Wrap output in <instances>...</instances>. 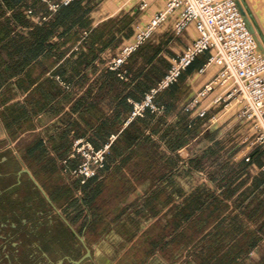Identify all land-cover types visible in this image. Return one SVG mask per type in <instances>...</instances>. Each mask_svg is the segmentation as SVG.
I'll return each mask as SVG.
<instances>
[{
    "label": "crops",
    "instance_id": "obj_1",
    "mask_svg": "<svg viewBox=\"0 0 264 264\" xmlns=\"http://www.w3.org/2000/svg\"><path fill=\"white\" fill-rule=\"evenodd\" d=\"M102 1L78 0L52 12L39 0H0V264L79 259L85 250L62 217L90 248L81 264H176L181 258L180 264H221L224 257H231L227 264H257L264 256V149L245 161L249 144L245 150L236 144L213 158L214 143L224 144L222 132L240 121L236 112L221 121L216 116L227 104L192 121L181 112L216 73L214 65L203 67L206 54L154 96L162 111L130 117L132 104L196 37L194 27L175 35L177 14L170 15L119 70H109L108 58L164 0H131L96 16ZM28 9L33 18L25 16ZM39 15L45 20L36 21ZM77 137L95 148L108 144L109 153L86 183L67 184L59 162ZM9 142L16 153L5 148ZM78 162L70 158L65 165ZM108 178L121 182L118 202L101 184ZM91 225H101L97 236L87 234ZM191 225L192 241L166 258L163 249ZM62 231L72 233L74 253L53 249L52 241L66 238Z\"/></svg>",
    "mask_w": 264,
    "mask_h": 264
},
{
    "label": "built area",
    "instance_id": "obj_2",
    "mask_svg": "<svg viewBox=\"0 0 264 264\" xmlns=\"http://www.w3.org/2000/svg\"><path fill=\"white\" fill-rule=\"evenodd\" d=\"M39 1L45 3L49 11L55 12L60 6L74 0ZM145 6L146 3L142 1L138 9L143 10ZM174 13L177 14L173 26L174 34L180 35L192 25L196 37L171 60L162 77L145 93L143 100L132 104L130 117L142 116L146 109L152 112L162 111V108L153 103L154 96L176 83L198 56L206 54L203 67L214 65L216 73L183 105L181 112L192 121L205 117L214 105L225 106L230 100L238 98L240 107L236 111V117L248 122L252 130L249 153L244 157L245 161H249L250 153L255 148L264 149V58L257 50V44L247 29L235 0H164L163 6L147 23L133 30L128 43L108 58L107 69L119 70L131 53L152 35L156 27ZM25 16L33 18L32 10H26ZM35 20L43 21L45 16H36ZM216 89L218 93L209 105H205L208 95ZM39 130L40 128L35 129ZM41 139L44 144L47 143L46 137ZM5 148H11L16 153L11 142ZM108 152V144L95 148L83 137L73 138L66 158L59 162L65 183L78 180L80 184H84L104 167ZM70 158H79L75 168L69 169L65 165ZM196 173L203 176V171ZM80 194L78 191V195Z\"/></svg>",
    "mask_w": 264,
    "mask_h": 264
},
{
    "label": "rangeland",
    "instance_id": "obj_3",
    "mask_svg": "<svg viewBox=\"0 0 264 264\" xmlns=\"http://www.w3.org/2000/svg\"><path fill=\"white\" fill-rule=\"evenodd\" d=\"M100 1L102 0H96L95 5H97ZM122 1L119 2V5L116 7L117 9L120 8V4L122 3ZM242 2L245 5L247 11L249 12L255 24V27L257 29L258 35L264 44V0H242ZM231 102L232 101L230 100V102L223 109V111L220 112L216 116V119H218V121H221L223 120V118H226L230 114L232 115L234 112H236L238 108L237 104L233 106ZM227 123H230V120ZM231 128L233 129L232 130L229 129L228 131L222 132L223 138H224V141H223L224 144L214 143L215 147L213 148V153H212L213 158H217V159L220 158V153L222 154L227 153L228 150L236 146V144L239 146V148H237L238 150H241V149L245 150L248 144L250 146L251 139H252V136L250 134L252 130L248 122L244 120H240L237 123H235V125H233V127ZM216 135L218 136L217 131L216 132L214 131L213 133L210 134L212 139L216 137ZM181 261H182V258L178 260L176 264H180Z\"/></svg>",
    "mask_w": 264,
    "mask_h": 264
},
{
    "label": "trees",
    "instance_id": "obj_4",
    "mask_svg": "<svg viewBox=\"0 0 264 264\" xmlns=\"http://www.w3.org/2000/svg\"><path fill=\"white\" fill-rule=\"evenodd\" d=\"M75 1H78V0H74L72 2H75ZM72 2H70L67 5H62V6H68ZM62 6H60L59 8H61ZM101 184L103 185L104 190L110 193L109 196L112 201L118 202L121 200V198L123 197V192L118 187L121 184L120 180H116L115 178H108L107 180L106 179L103 180ZM176 219L177 217H175L173 221L169 223V226L175 224ZM99 227H101V225L100 226H97V225L89 226L87 234L90 235V233H93L94 236H97L99 234ZM191 229H193L192 225L188 226L187 228L182 229L177 234H175L173 239L168 243L169 245L168 248L165 250L163 249V253L166 258L171 259L177 250L183 251V249H185L187 244L190 241H192L193 237L195 236V232L194 231L190 232ZM61 234H65L66 238L60 239L59 242L52 241L51 245H53V249L57 248L62 251L64 250L70 253H74L78 249V247L75 245V241H73L74 239H73L72 233H70L69 231L68 232L62 231ZM230 259L231 257L222 258L221 264H227L230 261ZM257 264H264V256L260 259V261Z\"/></svg>",
    "mask_w": 264,
    "mask_h": 264
},
{
    "label": "water",
    "instance_id": "obj_5",
    "mask_svg": "<svg viewBox=\"0 0 264 264\" xmlns=\"http://www.w3.org/2000/svg\"><path fill=\"white\" fill-rule=\"evenodd\" d=\"M235 3L237 5V8L243 18V21L247 27V29L249 30V32L252 34L256 44H257V50L262 54L263 58H264V49L260 46L259 41L257 39V36L254 32L251 31L249 25H247L246 22V15L245 12L242 8V5L240 3V0H235ZM21 173H26L28 175V177L30 178V180L32 181V183L35 185V187L40 190V192L42 193V195L44 196V198L46 199V201L51 205V207L53 209H55V206L52 204L51 200L49 199V197L45 194L44 190L41 188V186L38 184V182L35 180V178L33 177V175L31 174V172L27 169V168H21L19 170V174ZM63 222L68 226V228H70L71 232L74 234V236L76 237V239L79 241V243L81 244V246L84 248L85 253L77 260L71 259L70 262L72 264H81L83 261H85L86 259H89L91 256V251L90 248L88 247V245L86 244V242L84 241V239L79 236L69 225V223L67 222V220L62 217Z\"/></svg>",
    "mask_w": 264,
    "mask_h": 264
},
{
    "label": "bare ground",
    "instance_id": "obj_6",
    "mask_svg": "<svg viewBox=\"0 0 264 264\" xmlns=\"http://www.w3.org/2000/svg\"><path fill=\"white\" fill-rule=\"evenodd\" d=\"M120 1H122V0H104L101 3V5H100L99 11L95 12V15L97 16L99 13H103V12H113L114 10H116L115 7H117L119 5ZM130 3H131V0H124L120 4V7L122 8V7L126 6V5H127V7H129L128 4H130ZM240 3L242 5V8H243V10L245 12V15H246L247 25H249L251 31L256 34L260 46L264 49V44H263V42L261 41V39H260V37L258 35L257 29L255 27V24H254L250 14H249V12L247 11V9H246L245 5L243 4L242 0H240ZM231 101H232L231 103L233 104V106H235L237 104V107L238 108L240 107V103H239L238 98L233 99Z\"/></svg>",
    "mask_w": 264,
    "mask_h": 264
}]
</instances>
